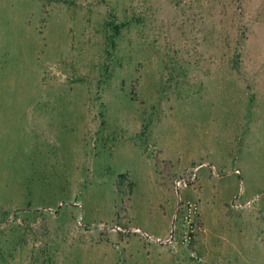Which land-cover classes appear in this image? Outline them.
Masks as SVG:
<instances>
[{
    "label": "rangeland",
    "instance_id": "rangeland-1",
    "mask_svg": "<svg viewBox=\"0 0 264 264\" xmlns=\"http://www.w3.org/2000/svg\"><path fill=\"white\" fill-rule=\"evenodd\" d=\"M0 264H264V0H0Z\"/></svg>",
    "mask_w": 264,
    "mask_h": 264
},
{
    "label": "built area",
    "instance_id": "built-area-1",
    "mask_svg": "<svg viewBox=\"0 0 264 264\" xmlns=\"http://www.w3.org/2000/svg\"><path fill=\"white\" fill-rule=\"evenodd\" d=\"M195 177V168H193L187 176L179 177L173 181L174 186L180 187L185 186L187 183L191 182ZM184 212L182 215V228L177 233V241L179 243H183L188 245L193 242L196 234L199 231V226L195 221L196 214V205L194 203H186L184 206ZM116 231H124V229H120L118 226L114 228ZM130 232L136 233L140 238H143L146 241H153L161 244H170L171 242H175V238L173 236L172 231L165 237H151L142 231H139L137 228H130Z\"/></svg>",
    "mask_w": 264,
    "mask_h": 264
},
{
    "label": "crops",
    "instance_id": "crops-1",
    "mask_svg": "<svg viewBox=\"0 0 264 264\" xmlns=\"http://www.w3.org/2000/svg\"><path fill=\"white\" fill-rule=\"evenodd\" d=\"M168 231H169V228H167V229H166L164 232H162V233L165 234V233H167Z\"/></svg>",
    "mask_w": 264,
    "mask_h": 264
}]
</instances>
